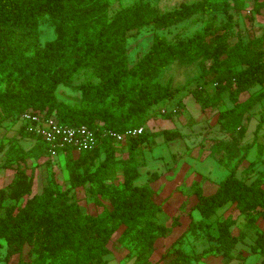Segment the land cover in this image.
Wrapping results in <instances>:
<instances>
[{
	"label": "trees",
	"instance_id": "1",
	"mask_svg": "<svg viewBox=\"0 0 264 264\" xmlns=\"http://www.w3.org/2000/svg\"><path fill=\"white\" fill-rule=\"evenodd\" d=\"M158 1L137 0L107 19L110 0H0V85L3 80L7 83L5 91L0 88L1 119L16 114L22 120L24 113L32 111L45 118L54 117L62 124H86L96 130L99 142L91 151L58 149L66 153L71 181L67 189L60 187L52 170L47 185L40 193H33L34 171L21 165L14 167L13 181L0 187V239L6 242L5 254L0 243V264H108L113 229L125 226L126 235L144 223L136 237L139 264L140 259L157 250L159 238L181 225L180 216L174 217L171 224L156 220L161 206L152 200V179L144 185L135 183L140 177L139 167L145 164L137 154L153 140L146 130L150 112L181 92L170 82L158 81L163 71L175 63H199L196 87L183 97L191 94L203 110L220 105L224 93H229L232 106L220 111L218 122L233 140L214 139L211 148L231 157L244 150V155L220 181L215 193L207 195L201 185L194 184L196 203L191 210H196L200 219L190 215L186 231L172 244L174 256L169 264H199L217 255L246 258L235 251L248 236L246 228L264 220V170L251 182L238 175L252 144L240 146L234 137L244 131L246 113L264 97L263 90L245 100L241 98L252 85L264 83V36L232 44L228 41L230 22L222 27L209 23L203 33L175 42L156 34L146 52L130 65L129 39L142 29L165 30L198 14L228 12L233 6L244 5L242 0H197L161 11ZM259 5L264 6V1ZM42 21L55 27V38L45 44L39 41ZM83 70H93L98 78L79 86L83 105L59 100L57 86ZM209 85H213L214 92ZM140 127L143 133L126 142V157L117 158L122 143L105 132ZM20 134L34 138L35 144L28 151L18 147L20 153L8 159L6 167L51 154L50 145L26 132L24 123ZM163 135L166 140L181 136L169 129ZM96 158L101 161L91 171ZM119 161L125 166L124 180L116 187L107 182V172ZM254 165L251 161L243 171ZM88 183L92 194L110 198L112 209L101 215L82 212L71 191ZM8 199L14 203H6ZM239 216L245 221L243 228L235 232ZM190 234L194 239L203 236L209 245L201 252H187L183 244ZM251 252L259 254L260 264H264V230L257 229ZM147 262L153 264L148 258Z\"/></svg>",
	"mask_w": 264,
	"mask_h": 264
},
{
	"label": "rangeland",
	"instance_id": "2",
	"mask_svg": "<svg viewBox=\"0 0 264 264\" xmlns=\"http://www.w3.org/2000/svg\"><path fill=\"white\" fill-rule=\"evenodd\" d=\"M137 0H110L107 10V19H112L114 14L121 8L131 5ZM197 0H159L158 8L161 11H169L180 7L183 3ZM233 2L232 0H230ZM244 5L233 6L228 12L219 11L213 14H198L165 30L152 31L149 28L142 29L138 34L129 39L127 58L130 65L136 63L140 55L149 48L153 36L163 35L170 41H177L180 38H188L196 34L203 33L205 26L213 23L216 27H222L230 22L228 41L232 44L238 41L248 42L252 39L264 36V6L259 5L264 0H242ZM233 4V3H232ZM231 16V19L229 18ZM223 31V30H222ZM55 38V27L50 22L42 21L40 25L39 41L45 44ZM200 74L199 63L184 66L175 63L166 68L158 81L162 84L170 82L173 88L181 89L173 100L166 102L161 108L157 107L150 112V117L146 123V130L153 139L144 146L137 154L140 162L145 164L139 167L140 177L136 180L137 185H144L152 179L151 186L154 189L152 200L161 206L156 213V220L162 224H171L174 217L180 216L181 225L173 228L166 236L159 238L157 250L148 257V254L140 259L139 264H148V260L153 264H169L173 258L172 244L182 235L189 224L190 215L193 219L199 220L200 214L192 207L196 203L194 184L198 183L203 187L207 195L216 192L220 181L237 164L239 158L244 155V150L238 155L231 157V154L224 152H213V140L232 141L233 136L228 133L221 123L218 122V115L221 110L232 106L229 93L225 92L223 100L218 106H212L203 110L195 98L190 94L185 97L187 91L196 87V81ZM2 75H0V78ZM89 81H98L93 70H83L75 75L67 83H60L56 88V97L73 105H83L81 101V91L79 86ZM6 81L0 85L5 91ZM214 92L213 85L208 86ZM264 90V83L252 85L247 92L242 94V99H247L251 95H256ZM181 100V105L179 104ZM169 114V115H168ZM3 114H0V119ZM261 127L258 125L261 123ZM22 120L14 114L8 118L0 120V187L6 186L13 181L16 176L14 167L21 165L34 171L35 179L33 193H40L47 185L52 170L56 172L57 181L62 189L71 186L69 173L66 168V153L57 152L55 155H46L40 160L29 158L27 162H14L13 167H6L4 163L10 158H16L18 147L25 151L31 149L35 144V139L20 134ZM244 131L237 133L234 137L239 141V145L252 144L247 158L238 169V175L251 182L257 174L264 170V97L261 98L245 115L242 124ZM169 129L178 131L180 137L166 140L163 131ZM217 142V141H215ZM126 143L118 148L117 158L126 157ZM75 155V152H74ZM122 158V159H123ZM103 159V158H102ZM96 158L90 166L94 171L100 163ZM251 161H255L252 168H247ZM125 166L122 161L114 164L107 172V182L116 187H120L124 180ZM154 175V176H152ZM264 176V175H263ZM154 178V180H153ZM90 184H86L71 191L73 200L77 202L84 214L101 215L112 209L110 198L102 194H92ZM6 203H14L7 200ZM237 215V213H234ZM245 218L238 217V225L234 228L238 232L243 228ZM144 223L137 226L126 235H123L125 226L115 227L109 240L108 247L111 254L106 258L109 264H136V258L140 247L137 245V234ZM257 229L264 230V220L258 221L256 226L246 228L248 233L247 242L239 244L242 250H246L245 264H260L261 256L251 253V245L257 237ZM202 235V234H201ZM4 245L3 252H6V242L0 239ZM184 248L189 253L201 252L209 245L206 238L194 239L193 235H187ZM166 257L163 258V255ZM233 259V258H232ZM231 258L211 256L199 264H230Z\"/></svg>",
	"mask_w": 264,
	"mask_h": 264
},
{
	"label": "built area",
	"instance_id": "3",
	"mask_svg": "<svg viewBox=\"0 0 264 264\" xmlns=\"http://www.w3.org/2000/svg\"><path fill=\"white\" fill-rule=\"evenodd\" d=\"M21 119L26 132L41 137L50 145L52 155L57 154L60 148L71 147L75 149V152H81L91 151L98 147L96 130L86 124L78 126L62 124L54 117L45 118L32 111L24 113ZM143 131V127L129 129L124 132L109 130L105 132V135H110L120 143H126L129 137L139 135Z\"/></svg>",
	"mask_w": 264,
	"mask_h": 264
},
{
	"label": "crops",
	"instance_id": "4",
	"mask_svg": "<svg viewBox=\"0 0 264 264\" xmlns=\"http://www.w3.org/2000/svg\"><path fill=\"white\" fill-rule=\"evenodd\" d=\"M248 234V233H247ZM247 238H248V236H247ZM247 238H246V240H245V242L244 243H246L247 242ZM244 243H242V244H244ZM242 252L243 254L246 252V250H242L240 247H239V244H238V246H237V250L235 251V253H238V252ZM252 253V252H251ZM244 255H246V254H244ZM211 257V256H210ZM220 257H222V256H220ZM246 257H247V255H246ZM228 258V257H227ZM232 259V258H231ZM261 260H262V257H261ZM261 260H259L260 262H261ZM245 262L246 261H240V260H237V259H235V258H233L232 260H231V263L230 264H245ZM259 262V263H260ZM108 264H109V261H108Z\"/></svg>",
	"mask_w": 264,
	"mask_h": 264
}]
</instances>
